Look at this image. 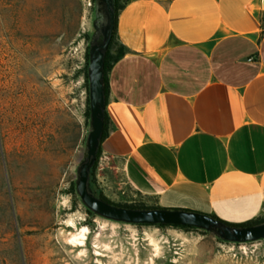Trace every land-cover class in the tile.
<instances>
[{
	"label": "crops",
	"instance_id": "1",
	"mask_svg": "<svg viewBox=\"0 0 264 264\" xmlns=\"http://www.w3.org/2000/svg\"><path fill=\"white\" fill-rule=\"evenodd\" d=\"M115 42L105 191L264 220V0H129Z\"/></svg>",
	"mask_w": 264,
	"mask_h": 264
},
{
	"label": "rangeland",
	"instance_id": "2",
	"mask_svg": "<svg viewBox=\"0 0 264 264\" xmlns=\"http://www.w3.org/2000/svg\"><path fill=\"white\" fill-rule=\"evenodd\" d=\"M95 21V0H0V264H264V240L118 223L74 194L90 132ZM23 122L39 150L22 165L14 127ZM96 172L98 194L144 205L113 197Z\"/></svg>",
	"mask_w": 264,
	"mask_h": 264
},
{
	"label": "water",
	"instance_id": "3",
	"mask_svg": "<svg viewBox=\"0 0 264 264\" xmlns=\"http://www.w3.org/2000/svg\"><path fill=\"white\" fill-rule=\"evenodd\" d=\"M95 33L89 49L90 132L86 138V156L77 168L76 192L82 204L96 216L130 225L189 227L212 233L228 243L264 240V223L234 227L213 216L187 210L161 208L133 209L117 206L98 197L91 185V171L101 146L106 115L105 58L113 39L116 8L114 0H95Z\"/></svg>",
	"mask_w": 264,
	"mask_h": 264
},
{
	"label": "trees",
	"instance_id": "4",
	"mask_svg": "<svg viewBox=\"0 0 264 264\" xmlns=\"http://www.w3.org/2000/svg\"><path fill=\"white\" fill-rule=\"evenodd\" d=\"M114 1H115V8H116L114 34H113V39H112V41L110 43V46L108 48V51H107V54H106V58H105V92H106V99H107V94H108L107 73L110 70L112 64L115 63L116 61H118L124 55L123 48H118L117 47V43L115 42V37H116V32H117V23H118V13H119L120 10L123 9L124 5L127 4V2L129 0H114ZM108 135H109V118H108V116L106 114L105 115L104 132H103L102 142L108 137ZM102 142H101V144H102ZM100 155H101V146H100L99 151H98L97 161H96V163H95V165H94V167L92 168V171H91V185H92V189L94 190L95 194L98 197L104 199L107 202H110L103 195L98 194L97 191L93 187L94 171L96 169V165H97V162H98V159H99ZM73 192H74L75 195H77L76 185L73 186ZM110 203H112V202H110ZM112 204H114V203H112ZM115 205L122 206V207H127V208H133V209H152V207H146L145 205H121V204H115ZM88 212L90 214L94 215L89 210H88ZM262 223H264V220L249 222L247 224H242V225H233V224H228V223H226V224H228L230 226H234V227H247V226H253V225H258V224H262ZM184 228H189V227H184Z\"/></svg>",
	"mask_w": 264,
	"mask_h": 264
},
{
	"label": "bare ground",
	"instance_id": "5",
	"mask_svg": "<svg viewBox=\"0 0 264 264\" xmlns=\"http://www.w3.org/2000/svg\"><path fill=\"white\" fill-rule=\"evenodd\" d=\"M27 127H28V123L26 122H23L22 125L20 124L17 127H14V131L19 129V131L15 132L14 137L20 140L19 149L21 147L22 152L19 153L20 159L19 158L18 159L19 161H21L22 165H23V162L27 163L29 161L35 160V156H37V152L39 150V143H38L39 141L37 140V137H36L37 135L31 130H27L26 132H23ZM42 154L43 153H41V155Z\"/></svg>",
	"mask_w": 264,
	"mask_h": 264
},
{
	"label": "built area",
	"instance_id": "6",
	"mask_svg": "<svg viewBox=\"0 0 264 264\" xmlns=\"http://www.w3.org/2000/svg\"><path fill=\"white\" fill-rule=\"evenodd\" d=\"M109 161L110 160L108 156L101 154L96 165V171L105 170V167L108 166Z\"/></svg>",
	"mask_w": 264,
	"mask_h": 264
}]
</instances>
